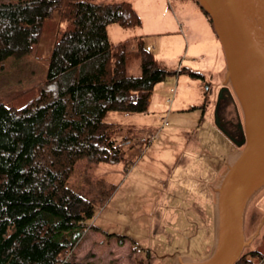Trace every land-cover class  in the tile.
Returning <instances> with one entry per match:
<instances>
[{
  "label": "rangeland",
  "instance_id": "rangeland-1",
  "mask_svg": "<svg viewBox=\"0 0 264 264\" xmlns=\"http://www.w3.org/2000/svg\"><path fill=\"white\" fill-rule=\"evenodd\" d=\"M89 1L131 3L140 23L108 24V43L131 48L143 39L170 73L154 85L145 111L105 113L103 120L114 123L105 159L75 162L67 184L93 200L94 215L66 258L92 264L203 258L214 240L212 191L235 153L214 122L225 60L209 15L198 0ZM63 9L46 20L29 54L0 61V102L25 104L45 79L52 44L73 26L61 16ZM139 60L130 58L128 75L140 76ZM243 232L250 239L243 252H264V186L246 207Z\"/></svg>",
  "mask_w": 264,
  "mask_h": 264
},
{
  "label": "trees",
  "instance_id": "trees-1",
  "mask_svg": "<svg viewBox=\"0 0 264 264\" xmlns=\"http://www.w3.org/2000/svg\"><path fill=\"white\" fill-rule=\"evenodd\" d=\"M62 8L73 26L52 44L45 79L25 104L0 102V264H92L66 258L94 215L93 200L67 179L78 159L98 162L113 147L105 113L145 111L170 73L143 39L131 48L108 43V24L140 23L127 1L0 0V61L29 54ZM132 56L140 76L126 72ZM234 264H264V252L244 251Z\"/></svg>",
  "mask_w": 264,
  "mask_h": 264
},
{
  "label": "water",
  "instance_id": "water-1",
  "mask_svg": "<svg viewBox=\"0 0 264 264\" xmlns=\"http://www.w3.org/2000/svg\"><path fill=\"white\" fill-rule=\"evenodd\" d=\"M198 1L209 15L224 54V82L231 85L243 118L240 124L243 138L236 145L243 146L226 161V168L213 188L214 240L211 252L197 260L179 257L174 264H234L250 240L243 232L246 207L252 196L264 186V94L260 95L256 85L257 78L260 82L264 79V29L258 18L250 21L248 17V12L253 10L264 22V4L263 0ZM246 3L250 4L251 11L246 8ZM262 88L264 93V84ZM221 90L216 99L214 122L233 141L216 115ZM250 160L254 167L247 174L248 181L242 180L240 176Z\"/></svg>",
  "mask_w": 264,
  "mask_h": 264
},
{
  "label": "flooded vegetation",
  "instance_id": "flooded-vegetation-1",
  "mask_svg": "<svg viewBox=\"0 0 264 264\" xmlns=\"http://www.w3.org/2000/svg\"><path fill=\"white\" fill-rule=\"evenodd\" d=\"M225 87H227L228 90ZM219 89L222 90L219 102L217 104L216 115L220 125L233 139L232 142L235 148L232 152H237L243 146V144H241L240 146L236 145V143L240 142L243 138V131L240 126V124L243 123L241 109L231 88V85L228 82H224V80H221ZM224 167L226 168V165ZM212 193L215 198L214 190L212 191Z\"/></svg>",
  "mask_w": 264,
  "mask_h": 264
},
{
  "label": "bare ground",
  "instance_id": "bare-ground-1",
  "mask_svg": "<svg viewBox=\"0 0 264 264\" xmlns=\"http://www.w3.org/2000/svg\"><path fill=\"white\" fill-rule=\"evenodd\" d=\"M247 5V7L246 8H248L250 11H251V8H250V4L249 3H246ZM263 4H264V0H263ZM248 17H249V19H250V21H257V18H258V21L261 23V26H262V28L264 29V22H261L260 20H259V17H257V14L256 13H254L253 12V10L249 13L248 12ZM249 73V72H248ZM252 74V73H251ZM254 74V73H253ZM252 74V75H253ZM258 80V81H257ZM257 87L259 88V92H260V95H263L264 93L262 92V90H263V88H262V84H264V79H263V81L262 82H260L259 81V79L257 78ZM235 157V156H234ZM233 157V158H234ZM254 167V165H253V162H252V160H250V161H247V164H246V168L247 169H245V172L242 174V176H240V179L241 178H243L242 180H245L246 179V181H248V176H247V174H248V172H251V170H252V168ZM239 176V175H238ZM245 177V178H244ZM239 177H237V179H238Z\"/></svg>",
  "mask_w": 264,
  "mask_h": 264
},
{
  "label": "crops",
  "instance_id": "crops-1",
  "mask_svg": "<svg viewBox=\"0 0 264 264\" xmlns=\"http://www.w3.org/2000/svg\"><path fill=\"white\" fill-rule=\"evenodd\" d=\"M224 71H225V67H224Z\"/></svg>",
  "mask_w": 264,
  "mask_h": 264
},
{
  "label": "built area",
  "instance_id": "built-area-1",
  "mask_svg": "<svg viewBox=\"0 0 264 264\" xmlns=\"http://www.w3.org/2000/svg\"><path fill=\"white\" fill-rule=\"evenodd\" d=\"M171 91H173V90H171Z\"/></svg>",
  "mask_w": 264,
  "mask_h": 264
}]
</instances>
